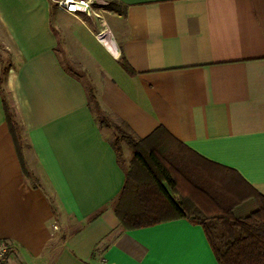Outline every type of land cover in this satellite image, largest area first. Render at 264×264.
<instances>
[{
    "label": "crops",
    "instance_id": "crops-1",
    "mask_svg": "<svg viewBox=\"0 0 264 264\" xmlns=\"http://www.w3.org/2000/svg\"><path fill=\"white\" fill-rule=\"evenodd\" d=\"M101 1L112 7L106 27L53 0H0V78L38 184L24 172L0 90L6 264H219L204 226L188 218L121 227L114 202L126 165L62 60L87 55L93 68L75 61L100 107L136 138L162 126L196 174L206 158L264 194V0Z\"/></svg>",
    "mask_w": 264,
    "mask_h": 264
},
{
    "label": "trees",
    "instance_id": "trees-1",
    "mask_svg": "<svg viewBox=\"0 0 264 264\" xmlns=\"http://www.w3.org/2000/svg\"><path fill=\"white\" fill-rule=\"evenodd\" d=\"M114 3L118 2L114 0ZM62 63L68 72L83 80L90 108L99 123L114 129L116 137L111 143L118 159L121 160L123 140L133 150L124 187L114 202L123 229L188 218L204 226L219 264H264V194L236 171L206 158L198 161V166L204 163L199 167L203 172L198 170L196 174V165H188L191 163L182 160L186 156L177 154L179 147L186 149L185 146L162 126L145 138H136L125 122H115L105 114L80 64L70 59ZM121 63L126 70L134 72L125 58H121ZM0 90L6 121L24 172L34 185H38L25 161L26 141L17 111L7 99L3 77ZM170 189L189 199L191 207L178 202Z\"/></svg>",
    "mask_w": 264,
    "mask_h": 264
},
{
    "label": "built area",
    "instance_id": "built-area-1",
    "mask_svg": "<svg viewBox=\"0 0 264 264\" xmlns=\"http://www.w3.org/2000/svg\"><path fill=\"white\" fill-rule=\"evenodd\" d=\"M57 7L69 14L98 20L103 27L107 26L105 14L112 7L108 6L101 0H53ZM108 34L105 28L98 33L100 39H104ZM12 245L6 238L0 237V264H6Z\"/></svg>",
    "mask_w": 264,
    "mask_h": 264
},
{
    "label": "rangeland",
    "instance_id": "rangeland-1",
    "mask_svg": "<svg viewBox=\"0 0 264 264\" xmlns=\"http://www.w3.org/2000/svg\"><path fill=\"white\" fill-rule=\"evenodd\" d=\"M69 41L72 42V43H75V41L74 42L71 41V38L70 37H69ZM76 48L77 47L74 44L73 50H75ZM70 60H72V61L73 60L74 61L75 60L76 61H80L82 64H86L87 66L92 67V65H90V64H92L90 62V59L87 57V55H84L82 53H78V52L76 53L75 51L71 52L70 53ZM11 105L15 108V106L13 104H11ZM17 115H18V113H17ZM18 118H19V115H18ZM19 120H20V118H19ZM114 121H116V120L114 119ZM109 132H110V137H111L110 139L111 140L115 139L116 134H115L114 129L110 128V131ZM120 153H121V160H122V162L126 165V168L129 169L130 168V165H131L132 158H133V150H132V148L130 146H128V144L124 140L121 142Z\"/></svg>",
    "mask_w": 264,
    "mask_h": 264
}]
</instances>
